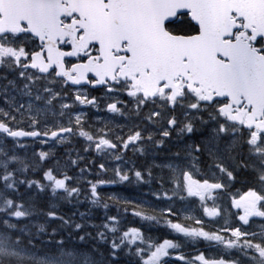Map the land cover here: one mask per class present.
Segmentation results:
<instances>
[{
    "label": "snow or ice",
    "instance_id": "6c2138e0",
    "mask_svg": "<svg viewBox=\"0 0 264 264\" xmlns=\"http://www.w3.org/2000/svg\"><path fill=\"white\" fill-rule=\"evenodd\" d=\"M0 104V264H264V0H0ZM74 137L102 157L98 224L30 194L80 202L85 156L27 155ZM129 150L166 154L125 168ZM116 184L158 187L98 191Z\"/></svg>",
    "mask_w": 264,
    "mask_h": 264
},
{
    "label": "trees",
    "instance_id": "16d2710c",
    "mask_svg": "<svg viewBox=\"0 0 264 264\" xmlns=\"http://www.w3.org/2000/svg\"><path fill=\"white\" fill-rule=\"evenodd\" d=\"M154 154H148L147 155H141L139 157V160H132L131 162L134 164L136 168L139 169H146L150 166H152V161L154 160ZM89 160H97L95 158H90ZM90 168L93 172L90 176H87V178H84L79 181V187L81 188V196H80V202L76 203L73 201L72 203H68L66 201L58 200L53 197H51L50 193H37L35 191H32L30 194L35 196L37 203L43 207L45 210H47L48 207H54V210L58 212V214L64 215L65 217H72L73 219L79 221L80 216L79 213L84 212L88 214V218L94 222V223H100L103 216H104V210L102 208H96L92 205H89V203H85L86 201L83 200L85 198V193L88 190L87 180H95L96 173L99 171L95 165L90 164ZM75 171V170H74ZM70 175H74L75 172L69 171ZM41 174L39 172L35 173L34 176L38 178ZM102 176L105 174H101ZM106 175L109 176L107 173ZM73 183H76L73 181ZM22 192H25V189L21 188ZM98 191H101L102 195L104 194H116L119 196L129 197V198H147L151 199L149 195L145 196L146 193H148L147 184L137 185V184H116L111 186H100L98 188ZM26 198V197H25ZM110 214L116 213V207L110 206L109 209ZM73 213L76 215L73 216ZM121 216H124V213L121 211ZM44 217L41 216L40 220H43ZM126 223H131L135 226H139L141 222L134 217H131L130 214L128 215ZM151 234L153 236H157L158 238H162V231L160 228L155 230H151Z\"/></svg>",
    "mask_w": 264,
    "mask_h": 264
},
{
    "label": "flooded vegetation",
    "instance_id": "af4514ba",
    "mask_svg": "<svg viewBox=\"0 0 264 264\" xmlns=\"http://www.w3.org/2000/svg\"><path fill=\"white\" fill-rule=\"evenodd\" d=\"M93 94H98V93H93ZM17 98L18 99H25V100L27 99L26 97H20L19 95H17ZM124 99H127V97H124ZM0 106H3V105L0 104ZM84 111H86L88 113V118H89L90 123H101L104 118H106L110 115L104 111L96 112L95 109H89V108L84 109ZM95 116H99L101 118V121H95L94 120ZM115 122L124 123L123 118H121V117H116ZM83 147H84V142L82 140H79L78 138H75V137L72 138L71 143L59 144V145H55L54 147L52 146L51 142L48 144L40 145V144H33L29 141V146L27 149V155L29 158H33L32 157L33 149H35L36 151H39V150L48 151L51 148L53 153H54V159L50 160L49 162L52 163L53 166H55V164H54L55 159L60 160V158L58 156L61 155L63 157L64 156L66 157L67 156L66 153L69 152L71 148H75L76 150H78V148H83ZM151 153L154 154L153 157H154L155 163H160L164 159L165 154H166L165 152L154 153L153 151ZM20 154L21 155L24 154L23 150H20ZM105 162L107 164L109 163L108 161H105ZM153 171L156 172L158 170L153 168ZM150 187L151 188H157L158 185L153 184ZM192 199H194V198H192ZM192 209H193V214H200L198 202L195 205H192ZM232 211H234V210H232ZM206 249H210V248L206 245V246H203V248H200L199 250L203 251Z\"/></svg>",
    "mask_w": 264,
    "mask_h": 264
},
{
    "label": "rangeland",
    "instance_id": "374dc122",
    "mask_svg": "<svg viewBox=\"0 0 264 264\" xmlns=\"http://www.w3.org/2000/svg\"><path fill=\"white\" fill-rule=\"evenodd\" d=\"M78 151V150H77ZM65 160V158L64 159H61V166H63V164H64V161ZM110 161H112V159H110ZM55 164V163H54ZM132 166V165H131ZM91 173L93 174V172H92V170H90V172H86L84 175H91ZM109 174V176L111 175V173L109 172L108 173ZM76 175H79V173L78 174H76ZM147 188L149 189L150 187L149 186H147ZM83 200H85L86 202L85 203H88V201L85 199V198H83ZM90 205V204H89ZM164 231L166 232L167 230L166 229H164ZM200 243H204V242H200ZM205 244V243H204ZM206 245V244H205Z\"/></svg>",
    "mask_w": 264,
    "mask_h": 264
},
{
    "label": "bare ground",
    "instance_id": "6f19581e",
    "mask_svg": "<svg viewBox=\"0 0 264 264\" xmlns=\"http://www.w3.org/2000/svg\"><path fill=\"white\" fill-rule=\"evenodd\" d=\"M150 154H152V153H150ZM160 157H161V156H160ZM151 163H152V165H153V164L155 163L154 160H153ZM133 165H134V164L132 163V166H133Z\"/></svg>",
    "mask_w": 264,
    "mask_h": 264
}]
</instances>
